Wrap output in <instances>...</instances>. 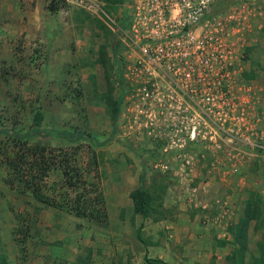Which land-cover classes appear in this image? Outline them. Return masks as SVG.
I'll return each mask as SVG.
<instances>
[{
  "label": "rangeland",
  "instance_id": "obj_1",
  "mask_svg": "<svg viewBox=\"0 0 264 264\" xmlns=\"http://www.w3.org/2000/svg\"><path fill=\"white\" fill-rule=\"evenodd\" d=\"M132 1L67 0L50 12L48 0H0V66L8 72L0 80V127L29 131L39 110L36 141L68 158L49 170L42 192L56 200L65 192L72 200L81 186H68L67 178L86 189L98 182L107 215L100 223L38 201L9 166L14 139L0 134V264L3 258L7 264H146L145 254L169 264H231L226 256L236 243L230 228L250 196L259 197L261 219L250 222L243 264H258L264 240V0H217L224 12L242 1L261 12L233 40L237 82L230 99L244 113L242 119L201 121L192 141L173 137L170 121L153 102H142L138 86L125 77L135 57L121 20ZM117 34L120 47L114 49ZM140 80L155 79L146 72ZM121 94L113 132L112 105ZM62 130L86 135L70 142ZM141 182L161 194L158 220L133 211L129 192Z\"/></svg>",
  "mask_w": 264,
  "mask_h": 264
},
{
  "label": "built area",
  "instance_id": "obj_2",
  "mask_svg": "<svg viewBox=\"0 0 264 264\" xmlns=\"http://www.w3.org/2000/svg\"><path fill=\"white\" fill-rule=\"evenodd\" d=\"M259 12L246 1L225 12L217 0L132 1L122 35L135 61L126 63L125 77L138 86L142 102H153L158 115L170 121L173 137L194 140L205 119H242L244 112L230 99L237 82L233 40L243 37ZM146 72L152 83L140 80Z\"/></svg>",
  "mask_w": 264,
  "mask_h": 264
},
{
  "label": "trees",
  "instance_id": "obj_3",
  "mask_svg": "<svg viewBox=\"0 0 264 264\" xmlns=\"http://www.w3.org/2000/svg\"><path fill=\"white\" fill-rule=\"evenodd\" d=\"M107 2L111 0H105ZM127 1V0H120ZM67 0H48L47 9L50 12H57L65 4ZM129 13L121 20V26L127 28L129 26ZM112 46L114 49L120 47V34L113 35L112 37ZM119 63H116V67L119 70ZM118 70L116 71L118 74ZM8 72L0 66V80ZM121 84H123L122 76H118ZM124 91H127L126 85L122 86ZM123 95L113 103L112 105V114L111 120L113 125V132L117 130V120L121 110V101ZM33 125L35 126L31 130L23 131L26 127L25 125L18 128H7L0 127V134L5 135L14 139V152L13 156L8 157V163L10 168L22 177L24 186L28 191L34 194L36 199L46 205L57 207L60 209H65L73 212L74 215L82 218L93 219L96 222H105L107 220V215L105 211V202L102 193L101 186L98 182H95L89 189H86V185H82L84 182H81V185H77L76 181L68 180L66 184L70 187H80L75 197L72 200H69L68 194H65L56 200L55 198L42 192V187H44L46 178L48 177L49 170L55 166L60 161L68 162V158H63L62 156L66 155L67 152L57 151L55 149L44 146L43 144L36 141L37 133L41 131V121L42 114L37 110L33 116ZM86 135L82 131L70 132L68 130L60 131V136L65 140L73 142L79 136ZM93 139V137L91 138ZM93 154V158H94ZM96 157V156H95ZM94 163L95 169L97 168V161L94 158L92 161ZM65 175H68V171H65ZM86 189V190H85ZM94 195V196H93ZM129 197L132 201L133 211L135 214L141 215L144 218H152L153 220L160 219L162 214V200L161 194L158 192L157 187L144 186L143 182L136 188L132 189L129 192ZM259 197L250 196L246 200L244 213L239 218L231 228L230 231L233 236L232 244H235L234 250L228 254L226 257L231 261V264H243L244 253L248 247L246 244L247 230L249 228L250 222L253 220H260V209L257 206V201ZM26 236V235H25ZM138 238L141 240V236L138 233ZM221 244L227 243L226 241H220ZM260 246V256L255 258L258 264H264V240L259 243ZM144 260L146 264H169L168 262L160 258H152L145 254ZM2 264H7L6 260L3 258L1 260Z\"/></svg>",
  "mask_w": 264,
  "mask_h": 264
}]
</instances>
